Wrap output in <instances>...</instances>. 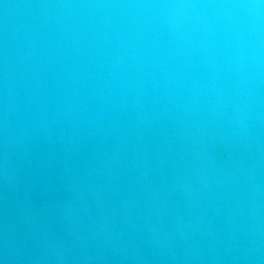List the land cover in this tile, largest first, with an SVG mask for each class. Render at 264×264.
Masks as SVG:
<instances>
[{
	"label": "water",
	"instance_id": "1",
	"mask_svg": "<svg viewBox=\"0 0 264 264\" xmlns=\"http://www.w3.org/2000/svg\"><path fill=\"white\" fill-rule=\"evenodd\" d=\"M0 264H264V0H0Z\"/></svg>",
	"mask_w": 264,
	"mask_h": 264
}]
</instances>
